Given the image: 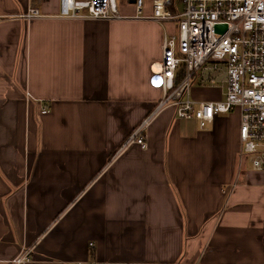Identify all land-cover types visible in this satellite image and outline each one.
<instances>
[{"label":"crops","instance_id":"crops-1","mask_svg":"<svg viewBox=\"0 0 264 264\" xmlns=\"http://www.w3.org/2000/svg\"><path fill=\"white\" fill-rule=\"evenodd\" d=\"M135 2L70 20L60 0H0V264L28 249L25 264H264V173L241 156L239 110L200 128L164 109L147 147L116 154L161 99L151 66L177 32ZM195 83L194 100L224 98Z\"/></svg>","mask_w":264,"mask_h":264},{"label":"built area","instance_id":"built-area-1","mask_svg":"<svg viewBox=\"0 0 264 264\" xmlns=\"http://www.w3.org/2000/svg\"><path fill=\"white\" fill-rule=\"evenodd\" d=\"M30 2L34 5L36 0ZM135 3L134 18L170 21L177 32L165 34L162 57L151 66V85L161 89L162 97L116 154L132 145L147 147L146 130L164 109L173 108L177 118L197 121L200 128L213 123L218 114L239 110L241 156H250L252 167L264 173V0H182L176 13L170 9L175 0H151L149 16L146 0ZM36 16L40 12L35 7L24 15ZM59 17L117 19L120 14L114 0H60ZM194 79L202 85L221 83L224 98L194 100ZM48 112L44 106L43 113ZM31 252L28 249L14 263L25 264Z\"/></svg>","mask_w":264,"mask_h":264},{"label":"rangeland","instance_id":"rangeland-1","mask_svg":"<svg viewBox=\"0 0 264 264\" xmlns=\"http://www.w3.org/2000/svg\"><path fill=\"white\" fill-rule=\"evenodd\" d=\"M122 1H123V0H118V3H119V4H122ZM179 6H181V5H179ZM175 30H177V29H175ZM195 80H196V79H194L193 86H194V84H196V83H195ZM191 96H192V94H191ZM192 98H193V96H192ZM44 106L50 111V105H49V103H48V104H44V105L41 107V109H42V110H41V114H45V113H43V107H44ZM247 159L249 160V162H250V164H251V166H252V161H251L250 156H248ZM248 164H249V163H248ZM250 164H249V165H250ZM240 174H241V173H240Z\"/></svg>","mask_w":264,"mask_h":264},{"label":"trees","instance_id":"trees-1","mask_svg":"<svg viewBox=\"0 0 264 264\" xmlns=\"http://www.w3.org/2000/svg\"><path fill=\"white\" fill-rule=\"evenodd\" d=\"M182 0H175V6L171 7V10L176 13L178 11L179 5H181Z\"/></svg>","mask_w":264,"mask_h":264}]
</instances>
